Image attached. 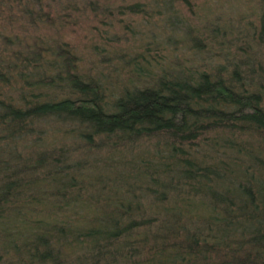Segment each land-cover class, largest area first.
I'll return each mask as SVG.
<instances>
[{
    "label": "trees",
    "instance_id": "16d2710c",
    "mask_svg": "<svg viewBox=\"0 0 264 264\" xmlns=\"http://www.w3.org/2000/svg\"><path fill=\"white\" fill-rule=\"evenodd\" d=\"M43 1L0 0V23L15 3L31 33ZM175 1L197 2L150 3ZM239 1L181 21L189 56L131 58L121 85L0 36V264H264V0Z\"/></svg>",
    "mask_w": 264,
    "mask_h": 264
},
{
    "label": "rangeland",
    "instance_id": "374dc122",
    "mask_svg": "<svg viewBox=\"0 0 264 264\" xmlns=\"http://www.w3.org/2000/svg\"><path fill=\"white\" fill-rule=\"evenodd\" d=\"M150 1H80L78 10H59L56 1L44 0L41 8L48 17L45 23L39 22L37 27L29 26L31 33L24 31L21 26V22L27 20L18 21L20 13L17 5L9 3L6 8L11 10L4 11L8 19L6 23H0V36L37 34L49 40L51 46L60 44L69 50L77 70L92 76H104L106 80H112L108 79L109 76H120L121 85V81L130 76L131 58L150 68L155 64L166 65L173 51L171 61L174 63L189 56V48L177 41L183 33L181 21L182 25L184 21L195 24L197 15L200 19L211 9L216 12L227 10L240 3L239 0H197L192 10H189L175 1L167 11L153 8ZM136 2L141 3L146 11L130 13L126 9L129 4ZM58 14L62 19L57 17ZM10 18L12 22L9 23ZM168 36H172L170 45L168 41L165 42Z\"/></svg>",
    "mask_w": 264,
    "mask_h": 264
}]
</instances>
